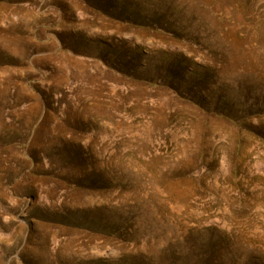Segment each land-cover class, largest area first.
Returning a JSON list of instances; mask_svg holds the SVG:
<instances>
[{
    "label": "rangeland",
    "instance_id": "374dc122",
    "mask_svg": "<svg viewBox=\"0 0 264 264\" xmlns=\"http://www.w3.org/2000/svg\"><path fill=\"white\" fill-rule=\"evenodd\" d=\"M0 264H264V0H0Z\"/></svg>",
    "mask_w": 264,
    "mask_h": 264
}]
</instances>
